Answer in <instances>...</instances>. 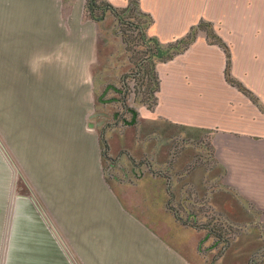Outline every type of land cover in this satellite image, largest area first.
Listing matches in <instances>:
<instances>
[{
    "label": "crops",
    "instance_id": "0c3cea01",
    "mask_svg": "<svg viewBox=\"0 0 264 264\" xmlns=\"http://www.w3.org/2000/svg\"><path fill=\"white\" fill-rule=\"evenodd\" d=\"M60 1L0 0L1 65L11 70L4 71L5 74L18 75L20 71L13 69L29 68L24 56L28 48L56 52L61 44L60 48L67 49L69 29L78 24L77 21L80 22L78 25L91 26L90 17L87 22L82 20L85 0L74 1L71 10H66ZM109 1L115 5L126 2ZM139 1L141 8L153 17L149 33L161 41L184 34L200 18L231 28L235 33L230 41L233 43L231 73L242 80L264 105V35H246V0ZM89 36L86 34L79 39L84 42ZM28 43L35 47H28ZM249 44H257L258 56ZM86 49V54L78 61L77 70L64 65V61H59L58 56L51 53L46 65H39L37 67L41 69L34 71L37 75L48 76L46 79L41 77V81L39 78L40 84L38 82L33 88L35 92L45 91L44 95L38 94L44 106L41 113L34 115V123L50 121L53 125H36L29 139L40 142L26 145L23 153L36 164L46 162L42 169H48L52 177L53 171L57 170L60 186L65 190L69 188L66 199H53L52 206L56 209V216H53H59L60 210L64 209L72 234H91V228H94V233L117 236L113 242L106 239L102 246L99 243L104 258H100L98 264H196L190 259V252L180 244L172 245L158 237L167 232L163 226L155 225L154 215L139 220L132 210L120 209L116 197L108 194L100 172V133L82 127L89 113L87 100L91 88L89 85L88 94H76L75 91L87 90V85L80 89V85L72 82L76 75L85 79L91 74L95 45ZM225 60V53L218 45L199 36L172 58L156 61L159 84L153 108L140 103L135 120L121 127H108L104 137L110 156L121 154L135 160L148 157L153 166L165 164L172 137L181 135L185 147L170 162V174L164 175L168 182L163 190L162 181L155 175L138 180V183L147 186L148 193L153 196L155 181L158 182V189L166 198L169 196L167 186L177 187L174 175L184 174L183 181L192 184L199 192H207L214 209L234 220L246 222V241H251L258 238L255 225L264 234V111L248 95L226 81ZM254 75L258 76V81ZM13 84L15 89H22L19 79L14 78ZM25 99L28 98L25 96ZM34 99L37 105L36 95ZM26 102L30 103L31 99ZM58 124H67L66 130H60ZM204 135L212 148V153H207L213 158L212 164L206 166L204 162L196 161L185 168L192 159L202 155L201 142L192 143L190 140H201ZM43 138L55 140L52 144L56 148L43 149L47 144L41 142ZM28 147L33 149L28 150ZM210 184L213 186L209 188ZM90 187L96 190L86 189ZM161 209L159 214L171 219L170 211L164 207ZM45 215L33 216L38 232L28 229V241L23 243L21 239L16 244L18 257L10 255L4 264L61 263L57 255L58 240L54 239V232L48 226L49 218ZM42 234L47 238L45 243L39 241L38 236ZM42 244H49V248ZM87 247L90 249L91 246L87 244ZM44 249L50 250V254L56 251V257L44 255ZM83 249H86V243L82 245ZM231 249V257L225 264L247 262V255L244 260L233 258L240 251L239 243ZM83 261L90 264L89 258H83Z\"/></svg>",
    "mask_w": 264,
    "mask_h": 264
},
{
    "label": "rangeland",
    "instance_id": "374dc122",
    "mask_svg": "<svg viewBox=\"0 0 264 264\" xmlns=\"http://www.w3.org/2000/svg\"><path fill=\"white\" fill-rule=\"evenodd\" d=\"M74 1L77 0H61L60 2L65 5L66 10H71V4ZM136 1L140 10L147 13V15H138L142 24L145 25L149 21L145 27L147 34L156 36L148 31L153 21L152 15L141 8L139 0ZM127 2L128 0L123 5L116 6L123 7ZM99 13L100 10H97L96 14ZM83 16L82 20L84 19L85 22L88 21V17L91 18V26L78 25L80 22L77 21L78 24L69 29L68 40L70 41L67 49L60 48L61 44L58 45L56 52L55 50L42 51L28 48L24 56L29 68L18 67L13 69L20 71L18 75L16 73L5 74L4 71L11 70L1 65L3 60L0 58V264H4V260L9 258L10 255L18 257L16 244L21 239L23 243L28 241L29 230L38 232L39 227H36L35 221L32 219L35 215L44 217L46 214L48 216V226L54 232V239L58 240L57 255L61 261L60 264H84L83 258H89L90 264H98L99 259L104 258V252L99 251V243L102 246L106 239L113 242L117 237L94 233V228H91V234H72L68 226L66 211L62 209L59 216L54 217L53 214L56 216V209L52 206V201L62 197L66 199L69 188L65 190L60 186L61 182L59 180L61 178L57 170L53 171L52 177L48 169H42L43 164L46 162L42 164V161H40L36 164L29 159L28 155L23 153L26 145L31 146L33 142H40V140L29 139L32 138V135L29 134L33 132L36 125L37 127L38 125L40 127L53 125L50 121L42 124H40V121L34 123L36 119L34 115L41 113L42 106H44L43 99L38 97V94L44 95L45 91L35 92L33 88L38 85V82L40 84L41 77L48 78V76H40L34 73V71L41 69L37 66L46 65L48 55L55 53L59 61H64V65L67 64L73 70H77L79 68L78 61L87 52L86 47L94 45L95 59L90 68L91 74L88 77L86 76L85 79L78 78L80 75H76L72 82L76 86L80 85V89L83 85H87L85 87L87 90L75 91L76 94H88L89 85L91 88L90 99L87 100L90 104L89 113L87 116L84 115L85 121L82 127L100 133L102 155L100 172L108 194L111 197H116V204L120 206V209L124 207L126 210H132L135 216L138 215L139 220L148 219L150 214L154 215L155 225L163 226L167 232V234L158 237L163 240L166 239L165 241H169L172 245L180 244L186 252H190V259L196 264H225L227 259L231 257L229 252L232 251L231 247L235 243H239L240 251L233 258L244 260L247 255L248 260L243 264H264V234L260 232L259 227L255 225L258 238L246 241L247 223L234 220L223 212L214 209L209 203L207 192L205 190L199 192L192 184L183 181L184 174L176 173L174 175L177 187H169L171 197H169V193L166 198L163 195L162 190L165 182H168L165 180L164 175L166 177V174H170L169 164L176 154L185 147L181 135L176 134L172 137L165 164L152 166L150 164L151 160L147 156H145L147 158L135 160L121 154L115 157L104 155L102 141L104 140V131L108 127L114 125L121 127L124 123L135 120L138 105L143 103L148 106L152 103L156 91H152L149 95L147 90L154 87L155 82L149 70V62H144L142 59L143 50L146 46L139 37L138 28L122 24L120 29L115 15L109 10L106 11L102 19H95L88 13L85 6ZM124 18L136 20L134 15L124 16ZM200 19L208 21L207 30L210 28L225 42L230 52V75L246 86L242 80L233 76L230 70L231 48L233 46L230 41L234 38L235 33L231 28L217 26L216 22L212 20ZM86 34L90 35L89 40L81 41L79 37L82 38ZM246 35H264V0H246ZM199 36H204L208 43L216 44L223 50V47L218 43L208 41L206 29H199L196 38ZM156 37L158 38V36ZM213 38L214 36L209 35V39ZM158 40L161 43L167 42L161 41L159 38ZM27 45L28 47L34 46L33 43ZM249 45L254 47L251 50L256 52L255 56H258L257 44ZM63 56L67 59H60ZM253 77L258 81L257 75ZM14 78L19 79L22 83L21 90H18L19 87L15 89L14 84L11 85ZM226 81L228 82V80ZM250 91L254 94L251 89ZM35 95L38 98L37 105L34 99ZM254 95L256 96V94ZM25 96L28 99H25ZM256 97L264 108L261 100L258 96ZM29 99H31V102L27 103L26 100ZM58 126L60 130L65 131L67 124H58ZM200 139H193L190 142H201V157L196 156L185 168L196 161H202L206 166L209 163L212 164V156L211 158L205 157L207 153H212V148L208 143L209 140L206 135ZM54 141L49 138L41 139V142L47 143L43 149L54 150L56 148L52 144ZM186 146L190 145L187 144ZM37 147L39 148L38 145ZM27 149L33 148L28 147ZM163 169L165 174L161 171ZM148 176H154L162 181L161 191L158 189L159 183L155 181L153 196L148 193L147 186L138 183V180L148 178ZM212 186L210 184L209 188ZM86 189L89 191L96 190L95 187ZM204 200L206 204H203ZM208 206L213 212L222 216V220L225 221L224 225L213 220ZM162 207L170 211L171 219L163 218L159 214ZM217 232H220V235H217ZM38 238L41 243H45L47 239L43 234ZM84 242L86 243V249L82 250ZM87 244L91 246L90 249ZM48 245L44 246L49 248ZM42 252L44 255L48 254L49 257L50 255L56 257L57 253L53 251L50 254V250L47 251V249Z\"/></svg>",
    "mask_w": 264,
    "mask_h": 264
},
{
    "label": "trees",
    "instance_id": "16d2710c",
    "mask_svg": "<svg viewBox=\"0 0 264 264\" xmlns=\"http://www.w3.org/2000/svg\"><path fill=\"white\" fill-rule=\"evenodd\" d=\"M85 6H86L88 13L95 19H102L106 11L109 10L115 15L117 22L120 25L119 28L122 27V24H127L130 27L138 28L139 37L146 46V48L143 50L142 59L144 62H149L150 64L149 70H150L151 76H153V81L155 82V86L150 87L147 90V93L149 95H151L152 91H156L158 89L159 80H158V75H157V72L154 66L156 60L166 61L172 58L177 53L184 51L194 41L198 30L206 29V37L208 41L218 43L219 45L223 47V50L225 51L226 60H225V66H224V74H225L226 80H228V82H230L232 85L236 86L242 92L247 94L250 97V99L254 103H256L262 111H264V108L259 103V100L250 91V89L247 88L240 81L234 79L230 75V72H229L230 52L228 50V47L218 35H216L212 30H210V28L207 30V24H209L208 21L204 19H200L197 23L191 25L189 29L183 35L176 37L173 40L167 41L166 43H161L156 36L147 34L145 27L147 26L146 24H148L149 21H147V23L144 25L141 23V19L138 18L139 14L147 15V13L140 10L136 0H128L127 4L123 7H118L116 5H113L112 3L106 0H101V2H99V0H86ZM97 10H100L99 14H96ZM130 15H134L136 20L124 18V16H130ZM122 31L124 32V30ZM209 35L214 36V38L209 39ZM155 103H156V96L153 97L152 103L149 104L147 107L153 108ZM103 139H104L102 140L103 149H104L103 153L105 156H108L109 155L107 152L108 144H107L105 137ZM167 190L170 195L169 197H171L172 194H171V191L169 190V185L167 186Z\"/></svg>",
    "mask_w": 264,
    "mask_h": 264
},
{
    "label": "built area",
    "instance_id": "2783aa9c",
    "mask_svg": "<svg viewBox=\"0 0 264 264\" xmlns=\"http://www.w3.org/2000/svg\"><path fill=\"white\" fill-rule=\"evenodd\" d=\"M206 158H209V154H207V156H205ZM203 204H206V201L204 200L203 201ZM208 209H209V212H210V216L213 218L214 221H217V222H221V224H223L225 221L222 220V216L219 215L218 213L216 212H213L209 206H208ZM224 225V224H223ZM226 227V226H225ZM227 228V227H226ZM230 232V231H229ZM218 234L217 235H220V232H217Z\"/></svg>",
    "mask_w": 264,
    "mask_h": 264
}]
</instances>
